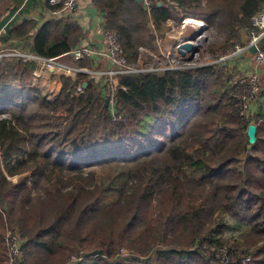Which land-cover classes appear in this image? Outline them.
<instances>
[{"label":"trees","instance_id":"trees-1","mask_svg":"<svg viewBox=\"0 0 264 264\" xmlns=\"http://www.w3.org/2000/svg\"><path fill=\"white\" fill-rule=\"evenodd\" d=\"M34 1L15 0L4 43L44 58L81 45L85 29L68 17L17 24L16 11L41 5ZM149 2L92 0L131 64L169 20L189 17L225 35L226 50L264 4ZM35 67H0V264L12 230L24 239L21 264H264V106L256 120L241 115L237 94L249 86L232 85L228 67L120 75L108 107V85L85 75L63 77L50 101L32 85ZM115 109L127 123L111 122ZM225 215L249 226L241 243L221 238Z\"/></svg>","mask_w":264,"mask_h":264},{"label":"rangeland","instance_id":"rangeland-1","mask_svg":"<svg viewBox=\"0 0 264 264\" xmlns=\"http://www.w3.org/2000/svg\"><path fill=\"white\" fill-rule=\"evenodd\" d=\"M38 1L39 0H35L34 3L35 2L37 3ZM48 1L51 4L50 2L51 0ZM40 4L41 5H37V6L33 5V8L27 14L22 13L21 8L17 10L16 13L14 14L15 22L18 24L22 21L23 18L24 19L28 18V20L29 19L30 20L34 19L39 21L41 20L40 22L49 19L48 17L50 16L48 15L50 14V12H48L47 14L45 12L46 7L44 3H40ZM59 5L63 6V4H59ZM77 5H78V0H77ZM15 7H16L15 0H0V57H1L0 67L3 65L4 61L8 59H18V60L20 59L23 60L24 62H29L26 60L27 57H24V55L26 56L35 55L31 52L22 49L21 47L22 43L15 44V46L11 47L7 43L3 42V38L7 37L6 35L8 28L14 20L11 19L10 15ZM92 7H94V9L96 10L97 16L99 15L98 21L97 19L95 20L96 32L92 33L89 30L87 31L85 30L84 32L85 37L84 38L82 37L79 41V44L81 45L74 47L70 52L83 46H90L97 51L98 56H101L102 53L104 54V56L103 57L101 56L100 58H94V57L86 58L84 56V58L78 60L75 59V57L72 56L70 53L64 54L58 58L61 67H58L54 71L47 70L45 72H41L42 70H40V68L38 67V63L35 62L36 67L32 75V85L35 88L41 89L42 93H44L50 101H53L55 97L61 93L63 88V80H62L63 77L71 78L72 80L76 81L80 76L85 75L87 79H95L97 82L102 80L105 81V83L110 88V90H107V94H106L107 95L106 100L108 101L107 107H108L109 104L111 103L112 105L114 104V102L111 100L110 97L116 90L117 78L120 75H136V74L162 75L164 72L169 70L194 69V68H205V67L219 68L221 66H224L221 59L226 58L229 55L235 54L234 57L232 59H229L226 63V67L229 68L227 73L228 75L231 76V79L234 81V84L232 82V85H235L236 82H238L239 86H241L242 84H240L239 81L241 79L250 80V77L254 75V71L257 68L252 58H251V63L253 65L250 64V62H246L247 61L245 60L246 58L243 55L238 54V50L235 48L236 42L244 43L246 41L247 39L246 36L248 31L242 36L241 40H239L238 38L233 39L230 43V46L225 50L222 48L224 43L226 42L225 35L218 33L212 27L210 28L209 25L203 20L189 17L186 19L192 20L193 22L188 24L186 27H184V20H182L181 23H178L174 20H169L159 32V37L155 40L153 49H148V48L139 49V58L137 60V63L135 64L129 63L126 56V52L124 50L126 63L128 64V66L132 68L131 70L132 74L118 73L117 68L111 62L110 59L112 58L111 55H108L109 47L107 46V41L105 37L106 36L105 33L107 32L116 33V31L107 30L105 28L104 16H102V14H100L97 11L93 3H92ZM75 9L70 13L62 12L64 15L63 17H68L69 19L76 21ZM199 22L200 23L202 22L204 25L208 27L207 31L205 32L206 41L204 45H202L199 48V51L196 54L188 53L185 57H182L177 52H175L176 56H173L172 51H176L179 44H181L186 40H189L199 32V30L196 28V23ZM96 33H100L101 35H103L100 45L96 44L100 40L97 39V37L95 36ZM118 39L120 41L119 36ZM212 47L215 48V52H212L210 50ZM80 62H88V63L86 66H82ZM259 68L261 70H264V65H261ZM40 72L42 73L43 76L41 75ZM85 84L80 85L78 87V89L76 90L78 94H83V93H79V88H81L84 92V89L87 87L85 86ZM259 87L262 90L264 89V74H261L259 78ZM260 95L261 92L256 91V93L252 95L251 99L249 98L250 99L249 103L252 104V108L256 109V111L255 110L252 111L250 109V105L246 101L244 102L243 106L241 105L242 108L240 107V110L243 111L246 114V116L251 120L252 119L256 120L255 118L258 117L259 113L263 109L261 107L264 106V102L263 101L261 102L257 99L260 97ZM122 112L126 113V111H122ZM122 112H119L117 111V109H115L113 116L111 118V122L116 124L127 123L128 119L125 118V115ZM256 115L257 117H255ZM258 123L259 124L264 123V119H261L260 117ZM97 171L100 172V170L98 169ZM105 174L106 173L102 175ZM223 222L225 223V227L221 238L230 240L232 244L236 243V241L241 243L242 236L245 233L249 232L250 230L248 225H246L245 223H240L238 220L232 218L229 215H225ZM11 233H16L20 237V242L22 244L21 246L22 255L20 256V258H11L10 249L5 243L9 252V261L7 264L24 263L25 261V259H23L25 254L23 248L24 239L21 237V234H19L15 230L9 231L5 235V237L7 235H10ZM3 241L5 242V238ZM225 248H227L228 250L230 249L228 247ZM221 252L223 254H226L225 249H222ZM124 253L126 255L127 251L124 250ZM249 261L250 259L246 258L243 259L241 263L249 264L250 263Z\"/></svg>","mask_w":264,"mask_h":264},{"label":"built area","instance_id":"built-area-1","mask_svg":"<svg viewBox=\"0 0 264 264\" xmlns=\"http://www.w3.org/2000/svg\"><path fill=\"white\" fill-rule=\"evenodd\" d=\"M143 1H144L145 6L147 8H150L149 0H143ZM50 2L53 6L63 4L60 10V12H63V13H70L77 6V0H51ZM58 14L59 13H55V15H58ZM191 22L193 21L189 19H185L184 27H186ZM203 27H206V25H204ZM105 35L104 36L106 37L107 46L109 47L108 55H111L112 57L110 58L111 62L117 68L118 73L132 74L131 72L132 68L128 66V64L126 63V57L124 55V48L122 47V44L120 43L117 34L114 32L113 33L107 32L105 33ZM246 38L247 39L244 43L236 42L235 48L238 50V54H241L246 58L245 59L247 60L246 62H250V64H252L251 63V58H252L257 68L254 71V75L250 77V80L241 79L239 81V83L242 85H248L249 90L246 92L239 90L237 97L239 100H241L242 106L244 102L246 101L250 105V109L253 111L254 109L252 108V104L249 103L250 102L249 100L251 99L252 95L256 93V91H260L261 95H262V92L264 91V89L262 90L259 87V78L261 74H264L263 73L264 70H261L259 68L261 65H264V4L262 8L260 9V11L252 18V27L247 32ZM252 48L256 49L254 53L252 52ZM69 53L72 56H74L75 59H78V60H81L82 58H84V56L86 58H90V57L100 58L101 56L102 57L104 56L103 53L101 54V56H98L97 51L94 50L90 46H83ZM234 55H229L226 58L221 59L223 62V65L226 66L227 61L229 59H232ZM24 57H27L26 59L27 61L38 63V67L40 68V70H42L41 72H45L47 70L54 71L58 67H61V64L58 61L59 57L58 58H44V57H40L37 55L36 56L35 55H30V56L24 55ZM236 83L238 84V82ZM79 93H83V90L81 88H79ZM259 98L257 99L262 102V100H260ZM240 112H241V115L243 114V116H246V114L243 111L240 110ZM5 243L10 249L11 258H20V256L22 255V248H21L22 244L20 242V237L16 233H11L10 235H7L5 237Z\"/></svg>","mask_w":264,"mask_h":264},{"label":"crops","instance_id":"crops-1","mask_svg":"<svg viewBox=\"0 0 264 264\" xmlns=\"http://www.w3.org/2000/svg\"><path fill=\"white\" fill-rule=\"evenodd\" d=\"M27 1L28 0H26V2ZM39 1H41V3H44V5H45V3H48L50 5V9H47L48 7L45 5V7H47L45 12L47 14H48V12H50V14L48 16L51 17L53 15L51 18H57V17H63L64 16L63 13L60 12L59 9H55V10L52 9L53 5H51L48 0L47 1L46 0H39ZM55 13H59V14L55 15ZM96 13H97L96 10L94 9V7H92V0H78V5L76 6V9H75L76 21H78L82 25V27H84V29L86 31L89 30L92 33L96 32L95 20L97 19V21H98V19H99V15L97 16ZM25 20H28V18ZM95 36L97 37V39H100L98 41V43H96V44L100 45V42H101V39L103 38V35H101L100 33H96ZM263 73H264V71H263Z\"/></svg>","mask_w":264,"mask_h":264},{"label":"water","instance_id":"water-1","mask_svg":"<svg viewBox=\"0 0 264 264\" xmlns=\"http://www.w3.org/2000/svg\"><path fill=\"white\" fill-rule=\"evenodd\" d=\"M159 6H162V3H160ZM150 26L152 27V25ZM207 28V26L203 27L194 37L179 44L176 51H172V55L176 56L175 52H177L182 57H185L188 53L196 54L199 51V48L204 45L206 41L205 32L207 31ZM255 51L256 49L252 48V52L254 53ZM85 86H87V84H85ZM107 104L108 101H106V106ZM256 132L257 127L255 125H250L248 130V136L251 145H255L257 142Z\"/></svg>","mask_w":264,"mask_h":264},{"label":"bare ground","instance_id":"bare-ground-1","mask_svg":"<svg viewBox=\"0 0 264 264\" xmlns=\"http://www.w3.org/2000/svg\"><path fill=\"white\" fill-rule=\"evenodd\" d=\"M203 23H196V28L200 31L203 27Z\"/></svg>","mask_w":264,"mask_h":264}]
</instances>
